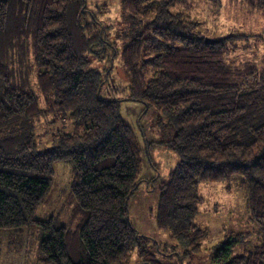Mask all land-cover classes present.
I'll list each match as a JSON object with an SVG mask.
<instances>
[{"label": "trees", "instance_id": "16d2710c", "mask_svg": "<svg viewBox=\"0 0 264 264\" xmlns=\"http://www.w3.org/2000/svg\"><path fill=\"white\" fill-rule=\"evenodd\" d=\"M245 1L264 12V0ZM184 3L121 0L135 35L107 53L103 6L94 12L87 0H0V228L38 225L43 236L28 264H131L135 249L143 264H183L207 235L195 222L200 184L233 178L246 192L259 244L235 254L251 234H231L214 247L211 264H264V69L229 56L231 43L254 34L208 42L199 21L177 8ZM15 51L32 52L47 110L15 82ZM118 56L131 87L123 97H107ZM101 60L108 66H97ZM126 99L157 109L175 129L168 146L179 162L162 182L156 216L158 228L177 241L172 252L159 244L153 251L129 219L143 148L122 116ZM44 114L73 126L51 133L41 147L36 123ZM59 161L72 167L68 223L59 213L36 218Z\"/></svg>", "mask_w": 264, "mask_h": 264}, {"label": "rangeland", "instance_id": "374dc122", "mask_svg": "<svg viewBox=\"0 0 264 264\" xmlns=\"http://www.w3.org/2000/svg\"><path fill=\"white\" fill-rule=\"evenodd\" d=\"M185 1L186 3L177 8L183 10L191 19L198 20L199 28L210 38H220L233 33L254 34L231 43L235 48L229 56L237 63L252 62L258 68L264 69V12L250 7L245 0ZM87 2L94 12L99 7L105 8L106 12L101 19L105 24L107 38L111 41V44L106 42L110 47L107 53L112 52L116 47L121 51L124 44L135 35L123 18L121 0H87ZM101 13L99 11L100 15ZM96 64L102 68L107 67L109 62L101 60ZM113 66L111 80L103 95L123 97L131 87V79L120 56L114 59ZM12 67L15 82L26 90H33L39 96L43 109L47 110L48 103L38 86L37 67L32 52L15 51ZM148 75L152 76L153 70L150 69ZM121 113L138 134L143 148L140 174L142 181L130 198L129 219L141 234L147 236V244L153 251L157 249L156 244H159L164 253L172 252L177 241L169 230L158 228L156 216L162 182L169 179L171 171L179 162L177 153L168 146L175 129L157 109H147L144 103L138 101L123 100ZM36 124L37 138L43 142L41 147L51 143V133L61 129L69 131V127L73 126L70 121L52 114L42 115ZM55 169L54 185L38 209L36 218L46 220L51 215L59 213L61 221L68 223L71 217L69 193H71L72 167L68 161H59ZM199 193L202 202L195 222L207 230V235L201 240V251L192 259L184 260L183 264H211L214 247L231 234H251L235 249V254L259 244V227L250 220L247 195L238 179L203 182L200 184ZM42 236L40 228L35 224L21 232L0 228V264L32 263L38 255ZM159 257L163 259L162 255ZM170 258L171 256L167 259ZM144 262L139 256L138 249L131 252V264Z\"/></svg>", "mask_w": 264, "mask_h": 264}, {"label": "water", "instance_id": "95a60500", "mask_svg": "<svg viewBox=\"0 0 264 264\" xmlns=\"http://www.w3.org/2000/svg\"><path fill=\"white\" fill-rule=\"evenodd\" d=\"M206 40H207L208 42H209V41H212L211 38H209V37H208Z\"/></svg>", "mask_w": 264, "mask_h": 264}]
</instances>
